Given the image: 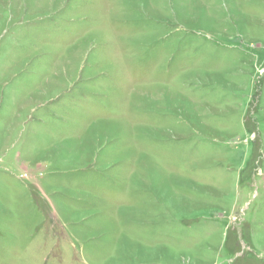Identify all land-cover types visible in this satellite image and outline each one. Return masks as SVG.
<instances>
[{
    "label": "rangeland",
    "instance_id": "374dc122",
    "mask_svg": "<svg viewBox=\"0 0 264 264\" xmlns=\"http://www.w3.org/2000/svg\"><path fill=\"white\" fill-rule=\"evenodd\" d=\"M0 264H264V0H0Z\"/></svg>",
    "mask_w": 264,
    "mask_h": 264
}]
</instances>
